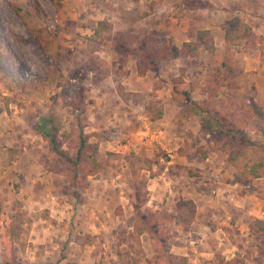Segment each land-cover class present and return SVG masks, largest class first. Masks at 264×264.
Here are the masks:
<instances>
[{"label": "rangeland", "instance_id": "rangeland-1", "mask_svg": "<svg viewBox=\"0 0 264 264\" xmlns=\"http://www.w3.org/2000/svg\"><path fill=\"white\" fill-rule=\"evenodd\" d=\"M101 1L39 0L42 11L38 14L27 0H0V29L6 39L5 42L0 40V52L3 53L0 55V68L10 73L19 69L23 76L34 75L41 79L40 82L33 80L24 87H16L11 84L10 77L0 72V264H133V257L138 259V264H155L154 242L149 234L141 236V245L130 238L137 247L136 251L130 250L123 241L134 231L136 203L139 201L136 188L139 186L149 197L147 206L153 209H167L175 213L177 202L187 199L183 191L175 189V183L168 180V176L174 172H170L173 164L170 163L173 161L171 151L163 149L157 139L150 136L147 139L140 132L135 135L137 139H132L130 135L120 136L119 142L133 143L131 148L98 153V159L104 163L100 173L70 181L72 169L68 159L72 152L66 143L60 142L61 135L66 132L77 136L81 129L87 130L86 106L93 101L88 95L93 94L95 83L89 85L88 91L85 83L90 76H94L91 72L95 74L97 71L96 77L101 74L109 76L110 70L114 71L112 77L116 81L117 91L124 108L134 116L137 127H140V123L143 129L151 127L146 108L149 102L160 101L164 109V103L155 97L148 98L143 92L126 91L121 79L130 72L128 64L135 63L138 74V56L145 50L149 37L166 36L142 25L135 29L136 32L115 31L124 53H113L104 47V53H97L105 39L108 41L112 37L110 32L114 30L106 16L102 20L107 21L109 28L96 39H90L94 32L91 36L89 33L96 22L92 16L97 11L92 5ZM155 2L158 3L157 0ZM182 2L193 7L212 4L209 0H173L175 5ZM255 15L264 20V15H259L258 11ZM239 16L236 13L231 19V39L228 41L238 48L237 53H240L239 47L257 48L263 57L264 34L255 35L252 30L251 38L238 37L248 24L244 19H249ZM208 38L213 40L214 45L211 32ZM6 44L11 46L17 62L9 57ZM201 51L210 53L206 59L210 64L207 70L201 60L189 63L191 57L186 62L183 58L187 56H180L188 69L183 62L180 64L177 75L172 78V93L178 96L181 114L173 120L174 124L168 126L180 132L185 128L192 130V125H199L201 131L198 138L189 137L186 141L193 143V161L209 157L208 163L217 172V181L234 182L238 167L228 158L242 144L245 143V148H248L249 139L264 146V107L253 99L247 102L249 97H243V101L236 99L238 93H232L229 87L223 85L232 76L233 63L226 59H215V45L212 50L198 52ZM162 61L166 60L157 61L155 68L148 73L156 72ZM191 66L195 68L189 70ZM194 102L205 106L207 111L197 108ZM159 125L162 126L160 122ZM33 129L40 134L42 148H39V153L42 161L50 165L48 170L52 168L54 174H61L64 178L63 182H57L53 191L48 185L31 183L22 170L18 171L21 157L29 150L23 133ZM234 129L238 132H232ZM8 132L11 135L7 138L5 135ZM90 135V140L100 145L96 138H92L93 133ZM177 135L171 141L165 137L161 140L169 144L168 148L177 147L184 142L175 141ZM6 138L8 142L4 141ZM51 138H55L58 148L65 152L62 156L51 149ZM199 168L185 170V177L197 175ZM164 171L167 178H158ZM238 186L244 191L239 193L240 196L237 194L238 204L232 203L230 208L227 207L228 211L242 210L246 202L264 211V176ZM32 192L43 196L44 202L56 201L53 203L56 207H60V200L64 199L67 202L61 204L66 206L64 213L59 208L36 204ZM49 192L53 198L48 195ZM244 193L245 202L242 200ZM251 196L257 200L259 198L258 205L252 203ZM17 210L25 212L24 250L17 242L6 248L10 242L7 225ZM201 216L187 230L173 223L164 225V231L173 234L168 239L171 252L186 255L189 264H264V230L256 225L258 218L252 215L244 217L240 213L239 224L234 217L228 218L226 221L231 224L227 231L219 230V235L215 237L212 228L209 229L215 221L209 219L206 213ZM244 225L246 228L242 232ZM220 235L229 237V243L240 245L236 248L239 253L228 260L224 253L226 248L223 249L220 243Z\"/></svg>", "mask_w": 264, "mask_h": 264}, {"label": "crops", "instance_id": "crops-1", "mask_svg": "<svg viewBox=\"0 0 264 264\" xmlns=\"http://www.w3.org/2000/svg\"><path fill=\"white\" fill-rule=\"evenodd\" d=\"M157 1L158 3L155 2V0H103L101 3H93L92 6L97 11L92 17L94 20L96 19V22L89 35L91 36L98 22L101 21L102 18H106V16L107 19L111 21L114 29L110 32L112 37H109L108 41L105 39L96 52L99 54L104 53L105 51L102 49V47H104L105 49L111 50L113 53H124L121 48L122 44H118L119 41L117 39H119V36L115 31L124 33L136 32L137 30L135 29L141 27L140 25L153 30L156 34L166 36L170 43L176 46H181L184 42L195 40L199 30L208 29L214 39L216 51V56L214 58L220 61L226 59L233 63L232 76L229 77L227 82H225L226 84L223 85L229 87L232 93H238L236 99L243 101L245 97H249L246 100L247 102L249 99H253L258 105L264 107V55L262 57L258 51L260 49L257 48L239 47L240 53H237L236 51L238 48L232 45L226 38V34L230 32V25H232L231 19L235 17L236 13L240 15L239 17L241 18L244 16L249 17L250 20L244 19V21L252 26L255 35L264 34V20L255 15L256 11L259 12V15H264V0H209L212 4L208 7L206 5L200 7L187 6L184 2L175 5L173 4V0ZM101 38L102 37H100V39ZM105 43H108V45H105ZM208 54L210 53L201 51L196 53V55H187L183 60L185 61L186 59L187 62L190 57L189 63L201 60V62H203L202 65H204L207 70L210 66L206 61ZM183 60H181L179 56V58L162 61L156 72H149L144 76L137 74L135 63L128 64L127 69H130V72L127 77L121 79V84L125 87L124 89L130 92L146 93L148 98L155 97L164 103L163 117L158 121H151V127L148 129H143L141 123L140 127H137L134 124V116L132 117L129 111L124 108V103L116 88V81L112 77L114 71L110 70L109 76L99 73L101 75L96 77L97 71L95 74L91 72V75L94 76H90V79L86 80V91L89 90V85H92L93 82L95 83V89L93 90V94L90 93V96L88 95V97L93 98V101L86 106V122L88 124L86 132L90 134L93 133L92 138H96V140L100 142V154L103 152H120L131 148L133 143L124 144L119 142L120 136L130 135L132 139H137L135 135L140 132L143 133V137H147V139L149 138L148 136L157 139V142L162 145L163 149L165 148L167 151H171V157H173V161H170V163L173 162L172 166H170V172H174L172 176H168V180L174 182L176 186H174V188L181 189L187 199H193L197 203L196 220L202 217V213H206L209 219L215 221L214 224L210 223L211 227H209V229L212 228L213 235L216 237L219 235V230L225 232L229 224H231H228L226 219L234 217V219H237L235 222L239 224L240 213L244 217L252 215L254 218L264 219V211L260 208L256 209L255 206L252 207L248 202L243 203L244 206L242 210L228 211L227 207L230 208L232 203L238 204L239 198L236 196L243 192L244 188L239 187L238 183L232 181L227 182L223 180V183L218 182L215 177L217 172L212 170L214 167L208 163L210 160L209 157L198 159L197 162L193 161V157H191L193 154V150H191L193 149V143H188L186 141H188L189 137L193 139L198 138L201 131L199 125H192V130L185 128L180 132L174 131L173 126H168L172 123L174 124L173 120L177 119L179 114H181V107L178 105L179 100H177L178 96L172 93L174 89L172 78L177 75L176 72ZM186 62H183V65L188 69ZM191 68L195 67L191 66L189 70H191ZM183 70L185 71V68ZM94 77L95 80L93 79ZM159 122L162 126L159 125L158 127L157 125ZM105 130H107V132H104ZM36 131L33 129L32 131H24L23 133V139L26 141L25 143L27 147H29V150L27 147L23 146L24 149L28 151L21 157V166L18 171L22 170L23 173H21L25 175L27 179L29 178L31 183H37L40 186L48 185L50 191H53L56 189L55 186L57 182H63L64 178L61 174H54L51 170L52 168L48 170L50 165L42 161L41 154L39 153V148H42L41 138L39 136L40 134ZM172 133L174 134L172 135ZM177 133H179V135H177ZM10 135L11 132H8L5 136L8 138ZM104 135L108 137H103ZM171 135L172 138H175L177 135V140L175 139V141L181 142L183 140L184 142H182V144L177 143V147L168 148L169 144H165L161 139L165 137L168 138V141L174 140L170 138ZM27 136H31L32 138L27 139ZM12 137H14V135ZM7 138L4 141H7ZM4 149H7V147H4ZM201 161L204 163H201ZM191 167L201 168H199L197 175L185 177L184 171H189L188 169ZM165 171L161 172L158 178L165 180L167 178V176L164 177L166 174ZM194 171L197 170L195 169ZM175 177H177V179H175ZM152 180L154 182V179H151V181ZM156 182L158 181L156 180ZM156 190L157 192L160 191L157 187ZM51 194L50 192L48 193L50 196ZM242 196V200L245 202V193ZM42 197L43 196H40L39 193L32 192V199L35 200L36 204L39 203L51 209L59 208V210L64 213L63 210L66 206L61 205L63 202L64 204L67 203L64 199L60 200V207H56L55 204H53L57 203L56 201L51 202L47 197L49 201L44 202ZM51 197L53 198V196ZM250 198L252 199V203L256 205L259 204L258 197V200L255 196H251ZM44 203L50 204L47 205ZM202 208L205 209V212L202 211ZM222 209H224V211H222ZM262 221L264 222V220ZM193 223H195V221ZM214 228H216V232ZM245 228L246 226L244 225L241 231H245ZM219 237L222 239L220 243H222L223 249L226 248L224 251L227 255L226 260L239 253L236 251V248H239L240 245L229 243V237L227 238L225 235H220Z\"/></svg>", "mask_w": 264, "mask_h": 264}, {"label": "trees", "instance_id": "trees-1", "mask_svg": "<svg viewBox=\"0 0 264 264\" xmlns=\"http://www.w3.org/2000/svg\"><path fill=\"white\" fill-rule=\"evenodd\" d=\"M28 4L40 14L42 11L39 0H27ZM109 28L107 21L102 20L98 22V26L94 30V34L90 39H96L102 35L105 29ZM210 31L208 29L200 30L196 40L184 42L181 46L173 45L166 37L151 36L145 42V50L138 56L137 70L138 74L144 76L148 71L155 68L157 61L167 60L178 56L194 55L199 50L214 49L213 40L208 38ZM252 34V28L246 24L243 34L238 37H250ZM228 40L231 39L229 33L226 34ZM0 40L6 41L0 29ZM155 42L157 45H154ZM9 57L17 62V58L13 53V50L9 44H6ZM3 54L0 52V55ZM0 72L10 77L11 84L16 87H24L26 84H31L33 80L38 82L41 79L34 75L23 76L20 70H14L13 72H7L0 68ZM197 108L206 112V107L194 102ZM148 117L151 121H156L162 118L163 106L160 101H152L147 105ZM232 132H238L234 129ZM46 135V133H45ZM47 136V135H46ZM61 143H66L69 151L72 152L70 161V167L72 169V175L70 177L71 182H75L78 178H87L100 173L104 168V163L98 159L99 143L92 142L90 140L91 135L86 133L83 129L80 130L77 136H73L70 133H63ZM244 136V135H243ZM246 137V136H244ZM51 149H53L59 155H63L64 151L58 148L55 138H51ZM248 148H245L246 144H242L241 147L232 152L228 158V161L232 164H236L238 171L234 174V182L245 185L255 179L264 176V149L263 145L256 140H250ZM222 147H225L223 145ZM206 157V153H204ZM137 195L139 201L136 203L135 212V225L134 231L131 235L124 238L130 250L136 251L137 247L130 238L137 240V243L141 245V236L143 234H149L151 240L154 242V263L155 264H189V259L186 255L176 254L169 250L170 245L168 239L172 237L168 231H164V225L167 223H173L181 226L187 230L196 219L197 204L194 200L184 199L177 202L176 212H170L167 209H153L147 206L149 197L145 195L142 190L137 186ZM256 225L262 226L264 222L260 219L255 220ZM26 232L25 227V212L24 210H17L10 219L7 225V235L9 237V243L6 245L8 248L13 242L20 243L22 250H24L23 238ZM1 262V261H0ZM133 264H138V259L133 257Z\"/></svg>", "mask_w": 264, "mask_h": 264}]
</instances>
